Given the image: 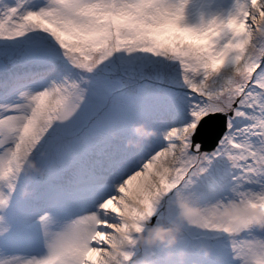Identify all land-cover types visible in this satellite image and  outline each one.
<instances>
[{"label": "snow or ice", "instance_id": "6c2138e0", "mask_svg": "<svg viewBox=\"0 0 264 264\" xmlns=\"http://www.w3.org/2000/svg\"><path fill=\"white\" fill-rule=\"evenodd\" d=\"M187 2L0 0V87L15 93L0 102V237L14 200H45L43 252L0 264H136L160 202L210 173L216 198L264 205V0L200 27L182 26ZM195 228L224 236L231 264H264V231Z\"/></svg>", "mask_w": 264, "mask_h": 264}, {"label": "rangeland", "instance_id": "374dc122", "mask_svg": "<svg viewBox=\"0 0 264 264\" xmlns=\"http://www.w3.org/2000/svg\"><path fill=\"white\" fill-rule=\"evenodd\" d=\"M175 2V0H174ZM44 0H33L31 6H42ZM235 0H188L184 9V19L182 26L200 27L207 25L212 19H227L229 14L233 12ZM7 73L0 74V78L6 79ZM39 83V82H38ZM37 84L30 86H38ZM12 87L10 82H6L0 87V102H12L15 93L9 94ZM218 166L221 162H217ZM36 193L39 195L44 193L45 185H32ZM185 195L191 197L194 201L205 204L213 201L220 195L218 189V180L214 178V174H209L201 178L194 186H190L184 192ZM45 200H19L11 204L7 214V224L11 226V232L7 237H0V254L22 253L31 255L33 253H41L43 249L36 242V234L39 225L34 224L36 215L44 207ZM174 208L167 200H163L157 206V214L153 218V222H162L171 219L174 216ZM3 225H0L2 227ZM200 236L208 239L204 241L211 249V254L205 257L198 249L199 243L195 244L197 248H191L189 241L192 238ZM184 252L183 264H231L230 250L228 241L224 236H212L204 233L197 228H188L184 236L175 248L170 250H154L152 256L153 264H180L179 253ZM219 254L222 258L212 256Z\"/></svg>", "mask_w": 264, "mask_h": 264}, {"label": "clouds", "instance_id": "9594fccd", "mask_svg": "<svg viewBox=\"0 0 264 264\" xmlns=\"http://www.w3.org/2000/svg\"><path fill=\"white\" fill-rule=\"evenodd\" d=\"M133 135L148 139L154 135L144 125H133ZM128 146H137L130 140ZM25 174L44 176V169L34 160H27L23 169ZM31 195V193H26ZM174 216L166 221L144 223L142 231L137 237V246L142 250L136 264H153L154 250H170L176 247L184 236L186 229L195 228L202 224L206 218L211 217L216 225L222 226L226 235H238L249 230L264 231V205L252 198L241 200L237 197L228 199L216 198L210 203L201 204L191 197L183 194L174 204ZM127 247V242L122 248ZM198 250L205 256L211 254V249L204 242L199 243ZM184 252L179 253L180 264H183Z\"/></svg>", "mask_w": 264, "mask_h": 264}, {"label": "water", "instance_id": "95a60500", "mask_svg": "<svg viewBox=\"0 0 264 264\" xmlns=\"http://www.w3.org/2000/svg\"><path fill=\"white\" fill-rule=\"evenodd\" d=\"M214 147L213 143L211 140H207L204 144V149L205 151H211L212 148ZM208 239H204V238H197V239H193L191 241V246H195V244L197 243H201V242H204V241H207Z\"/></svg>", "mask_w": 264, "mask_h": 264}, {"label": "trees", "instance_id": "16d2710c", "mask_svg": "<svg viewBox=\"0 0 264 264\" xmlns=\"http://www.w3.org/2000/svg\"><path fill=\"white\" fill-rule=\"evenodd\" d=\"M218 258H222V256H219V255H218Z\"/></svg>", "mask_w": 264, "mask_h": 264}]
</instances>
